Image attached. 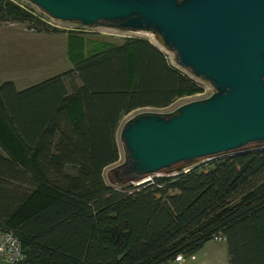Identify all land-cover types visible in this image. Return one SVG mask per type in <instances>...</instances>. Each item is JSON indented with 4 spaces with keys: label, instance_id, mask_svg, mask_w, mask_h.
Masks as SVG:
<instances>
[{
    "label": "trees",
    "instance_id": "1",
    "mask_svg": "<svg viewBox=\"0 0 264 264\" xmlns=\"http://www.w3.org/2000/svg\"><path fill=\"white\" fill-rule=\"evenodd\" d=\"M15 1L0 0V24L58 31ZM66 34L70 68L20 90L0 82V229L19 240L18 264H170L214 235L228 264H264V144L105 184L123 115L202 88L144 37L86 50L80 33Z\"/></svg>",
    "mask_w": 264,
    "mask_h": 264
},
{
    "label": "water",
    "instance_id": "2",
    "mask_svg": "<svg viewBox=\"0 0 264 264\" xmlns=\"http://www.w3.org/2000/svg\"><path fill=\"white\" fill-rule=\"evenodd\" d=\"M25 1L60 22L150 32L213 89L125 120L118 139L126 154L108 168L110 184L137 185L163 169L186 171L264 144V0Z\"/></svg>",
    "mask_w": 264,
    "mask_h": 264
},
{
    "label": "rangeland",
    "instance_id": "3",
    "mask_svg": "<svg viewBox=\"0 0 264 264\" xmlns=\"http://www.w3.org/2000/svg\"><path fill=\"white\" fill-rule=\"evenodd\" d=\"M25 1V0H23ZM26 3L22 2V5L28 7L29 9H31V11L35 14L38 15L39 17H42L43 13L35 6H33L32 4L28 3L27 1H25ZM55 24V26H51L54 29H57L58 31L56 32H43L40 30H33L30 28H27L25 26V24L22 23H4V24H0V79H5V80H11L13 79V74H16V71L14 69L13 63H12V59L14 58L13 56H17L20 54V56L25 54V51L23 49H19L16 48L15 46V42H13L14 39V32H18L16 29H20L23 30L24 32L28 31L32 34H34L33 36L36 37L38 39V44L35 45V47H30L28 49V46H26L24 49L27 51L25 54V57L30 56L32 59L34 58L35 61L37 63H42V61H44V59L47 60H52L54 66H48L47 63H45L42 67L44 69L43 72H39L40 76H43V78L53 74V72H55L58 68H62L60 67L61 65L57 62V60H61L62 56H61V43H64V52L67 58V43L68 40L64 39L63 41H61L64 36L63 33L65 34V36L67 35L66 33H68L69 27L71 26V23H66V22H53V25ZM50 26V25H48ZM75 26H77V24H75ZM85 29L86 31L83 32H79L80 26L78 31H73L76 33H80V36L84 39L85 44L84 46H86V50H90L92 49L93 44L98 43L97 41H102V42H110V43H118L120 42L124 37L127 36H138V37H144L146 39H148L151 43H153L154 45H156L158 48H160L162 51L165 52L167 59L169 60V62L174 65L175 67L179 68L180 70H182L183 72L187 73L189 76H191V74L188 72L187 69H184L178 65L175 64L174 59H173V54L169 51L164 50L163 48H161L156 41L153 38V35L150 32H143V31H123V32H119L116 31L114 29H111V27H87V28H82ZM15 38H17L15 36ZM97 46V45H94ZM63 52V50H62ZM68 60V59H67ZM61 64H64V62H62ZM68 64H70L71 67V63L68 61ZM192 77V76H191ZM196 83H198L201 88L202 91L199 93H195L189 96H183L180 98L175 99L170 105L164 107V108H160V109H153V108H149V107H143V108H138L135 109L125 115H123L119 121V124L117 126L116 132H115V139H116V145H117V149H118V158L117 160L113 163L110 164L108 166H106L102 172H101V176L102 179L104 181L105 184L110 185L112 187H118L117 185H112L109 183L108 181V168L116 165L122 161H124V156L126 154L122 143L119 141L118 139V129L120 127V125L127 120L128 118H130L133 114L138 113V112H150V111H169L173 108H175L176 106H178L181 103L190 101V100H195V99H200L203 97L208 96L212 91V87L206 82L203 81L201 79L198 78H194L192 77ZM174 168V167H172ZM172 168H167V169H163L161 170L159 173H157V175H164V174H171V173H176V171H172ZM70 168H66L64 169L66 172L69 171ZM172 169V170H170ZM72 170V169H70ZM171 171V172H170ZM70 172V171H69ZM152 175H149L147 178L150 179ZM134 185V184H132ZM213 243L212 240L209 241V244ZM186 261V262H185ZM184 264H188L189 263V258H186ZM0 264H5L3 262H0Z\"/></svg>",
    "mask_w": 264,
    "mask_h": 264
},
{
    "label": "crops",
    "instance_id": "4",
    "mask_svg": "<svg viewBox=\"0 0 264 264\" xmlns=\"http://www.w3.org/2000/svg\"><path fill=\"white\" fill-rule=\"evenodd\" d=\"M19 24V23H18ZM18 32H14V39L13 42H15L16 48L23 49L26 54V50L24 49L26 46H28V49L30 47H35L36 44H38V39L34 37L32 33L26 31L24 32L23 30L16 29ZM15 36L17 38H15ZM64 38L61 40L63 41L66 39L65 34L63 33ZM102 42V41H98ZM64 43H61V60H57V62L61 65V69L58 68L55 72H53L54 75L56 73H60L68 68H70V64H68V60L66 58L65 52H64ZM63 50V52H62ZM25 54L20 56V54L17 56H13L14 58L12 59V63L14 66V69L16 71V74H13V79L11 81L14 84V87L17 90H20L22 88H25L28 85H31L33 83H36L43 78V76H40L39 72H43V65L45 63L48 64V66H54L52 60H47L44 59L42 63H37L35 59L31 58L30 56L25 57ZM64 62V64H61ZM49 75V76H51ZM47 76V77H49ZM46 78V77H45ZM5 80V79H3ZM2 79H0V82ZM2 151L0 150V153ZM3 154V152L1 153ZM4 156V155H2ZM4 173V172H3ZM213 243L209 244V241L205 242L202 247L196 251L192 257L189 258V263L188 264H228V256L226 252V246L223 240L219 241H213ZM186 258L183 260V262L179 264H184L186 261ZM185 261V262H184Z\"/></svg>",
    "mask_w": 264,
    "mask_h": 264
},
{
    "label": "built area",
    "instance_id": "5",
    "mask_svg": "<svg viewBox=\"0 0 264 264\" xmlns=\"http://www.w3.org/2000/svg\"><path fill=\"white\" fill-rule=\"evenodd\" d=\"M15 2H18L20 6L23 3H26L23 0H16ZM43 16L40 17L46 24L50 26L53 25V22H56L57 20H54L53 18L42 14ZM72 27H69L68 29L71 31H78L79 25L75 26V24H71ZM85 28L80 26V29ZM119 32H123L125 30H117L115 28H111ZM83 30V29H82ZM128 37V36H127ZM213 241H219L221 240L220 236L214 235L212 237ZM192 258V257H191ZM24 260V253L22 252L20 242L19 240L13 236V234L10 231H5L0 229V262H3L5 264H18ZM183 261L182 255H176L173 259V261L170 264H179Z\"/></svg>",
    "mask_w": 264,
    "mask_h": 264
},
{
    "label": "clouds",
    "instance_id": "6",
    "mask_svg": "<svg viewBox=\"0 0 264 264\" xmlns=\"http://www.w3.org/2000/svg\"><path fill=\"white\" fill-rule=\"evenodd\" d=\"M42 12V11H41ZM43 13V12H42ZM46 15V14H45ZM48 16V15H47ZM60 22V21H59ZM71 24H76V23H71ZM77 25H79V24H77ZM79 26H82V27H85V28H87V26H83V25H79ZM86 30L85 29H81V30H79V32H85ZM123 31V30H122Z\"/></svg>",
    "mask_w": 264,
    "mask_h": 264
}]
</instances>
